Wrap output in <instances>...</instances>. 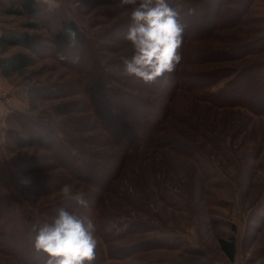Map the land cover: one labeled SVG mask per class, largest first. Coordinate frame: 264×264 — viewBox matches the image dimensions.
<instances>
[{
  "label": "rangeland",
  "instance_id": "obj_1",
  "mask_svg": "<svg viewBox=\"0 0 264 264\" xmlns=\"http://www.w3.org/2000/svg\"><path fill=\"white\" fill-rule=\"evenodd\" d=\"M39 1L62 10L77 23L107 74L125 76L121 57L130 56L133 50L130 44L115 43L123 31L121 25L130 22L122 14L125 9L117 7L121 0ZM22 22L0 15V28L22 30ZM41 34L46 36L45 31ZM215 35L217 38L201 46L224 49L232 43L264 38V0H254L236 28ZM19 51L25 52L11 48L6 55ZM34 60L32 67L6 79V89L0 84V188L15 199L12 209L0 219L1 231L22 229L29 217L37 224L50 221L63 208L94 222L100 264H264V117L240 108L215 109L178 90L169 100L170 112L157 131L156 144L128 150L115 167L108 189L101 192L68 169L88 160L79 153L81 146L110 156L98 164L112 162L115 154L120 158V147L83 146L79 142L70 148L76 155L72 158L62 143L67 152L63 161L70 165L67 169L57 165L47 149L27 146L22 139H29L31 131L9 118L12 112H24L33 117L37 132L42 134L43 127H51L62 140L64 128L69 137L87 142L105 133L91 112L55 113L58 106L68 109L76 102L87 103L88 94L82 89L51 100L30 92L39 85L70 83L82 88L85 84L75 70L53 58L34 56ZM261 60L264 53L235 63L184 68L204 72L212 67L240 68ZM83 116L92 120L89 131L70 132L69 119ZM12 133L20 138L21 147L17 139H10ZM26 180L29 182L24 183ZM47 183H53L51 193L36 191ZM65 184L72 185L73 195L82 194L87 202L99 196L96 208L90 204L89 209L83 208L64 198L59 189ZM232 237L236 255L230 260L219 242ZM0 264L14 261L7 252H0Z\"/></svg>",
  "mask_w": 264,
  "mask_h": 264
},
{
  "label": "trees",
  "instance_id": "obj_2",
  "mask_svg": "<svg viewBox=\"0 0 264 264\" xmlns=\"http://www.w3.org/2000/svg\"><path fill=\"white\" fill-rule=\"evenodd\" d=\"M253 1L168 0L170 5L182 7L184 14L186 28L182 46L178 50L182 60L173 72L166 73L154 83H145L135 77L107 74L88 38L82 33L77 23L69 19L62 10L50 7L49 4L39 0L0 1V15L23 20L20 24L22 30L1 28L0 76L11 79L32 67L35 63L34 56L39 59L53 58L59 61L64 67L78 73L85 83L84 87L80 88L70 83L39 85L33 87L30 92L34 91L38 97L51 100L79 93L82 89L88 94L87 103L76 102L68 109H63L65 105L58 106L55 109L58 111L55 113L64 115L76 111L84 115V112H91L97 127L100 126L105 133L94 135L93 140L87 142L81 138L77 140L69 137L64 128L65 140H62L51 127H43L42 134L37 132V129L33 128L36 125L33 117L24 112H12L9 118H15L23 128L31 131L32 136L29 139H22L26 141L27 146L36 144L47 149L54 162L67 169L70 165L69 162L63 161V157L67 152L71 155L70 157H76L70 148L76 147L79 142L83 143V146L120 147L123 152L120 158L118 154H115L112 156V162L98 164V161L104 158L107 160L110 156L84 150L81 146L78 151L86 155L88 160L78 164L77 168L68 169L75 178L104 192L108 189L110 179L115 177L117 171L115 167L119 166L123 155L128 150L153 147L156 144L157 131L170 112L169 100L178 90L190 94L199 103L207 104L215 109L240 108L255 116L264 117V60L249 63L240 68L212 67L211 70L204 72L200 69L196 72H188L184 68L235 63L247 57L263 54L264 38L232 43L224 49L210 45L201 46V43L217 38L215 35L217 31L236 28L242 18L248 14ZM190 9H194V13L189 14ZM129 25L130 22L121 25L123 31L115 37L116 44L119 43L120 46L130 44L124 39ZM68 28L77 32L79 43L76 49L68 48L69 41L65 34ZM42 31H45L46 36L41 34ZM11 48H20L25 52L19 51L6 55L7 50ZM61 52L69 57L73 53H78L79 62L72 63L71 59L60 61L57 54ZM163 101L167 103L163 104ZM91 121V118L86 116L79 119L71 118L67 122V127L70 132L83 133L89 131ZM13 135L10 139H17L21 147L20 138L16 134ZM62 143L70 151L63 150ZM16 165H19V169H24L19 163ZM51 187L53 189V183H47L36 191L51 193L53 191L49 190ZM14 201L13 196L3 194L0 188V219L3 214L12 209ZM98 202L99 196L89 198L88 205L96 208L95 204ZM90 207L88 206L87 209ZM34 224H37L35 219L29 217L22 229H14L8 233L0 229V252H7L13 258L14 264H43L46 259L45 253L34 249L35 233L32 232ZM219 243L220 249L230 260H233L236 255L234 238L221 239ZM99 257L100 254H96L91 264H100L102 258Z\"/></svg>",
  "mask_w": 264,
  "mask_h": 264
},
{
  "label": "clouds",
  "instance_id": "obj_3",
  "mask_svg": "<svg viewBox=\"0 0 264 264\" xmlns=\"http://www.w3.org/2000/svg\"><path fill=\"white\" fill-rule=\"evenodd\" d=\"M117 7L125 9L122 14L130 19L124 39L133 50L130 56L121 57L122 74L154 83L173 72L182 60L178 51L186 28L182 7L172 6L168 0H121ZM192 13L194 9L189 10V14ZM65 34L68 48L76 49L77 32L68 28ZM57 58L78 63L80 56L73 53L69 57L61 52ZM59 192L64 198L75 200L77 205L88 207L82 194L73 195L72 185H63ZM95 231L96 226L89 217L61 208L50 221L32 226L34 249L46 254L43 264H91L98 243Z\"/></svg>",
  "mask_w": 264,
  "mask_h": 264
},
{
  "label": "crops",
  "instance_id": "obj_4",
  "mask_svg": "<svg viewBox=\"0 0 264 264\" xmlns=\"http://www.w3.org/2000/svg\"><path fill=\"white\" fill-rule=\"evenodd\" d=\"M0 35H1V28H0ZM0 84L2 85V87L4 89H6L9 85L7 84V80L6 79H3V78H0Z\"/></svg>",
  "mask_w": 264,
  "mask_h": 264
}]
</instances>
